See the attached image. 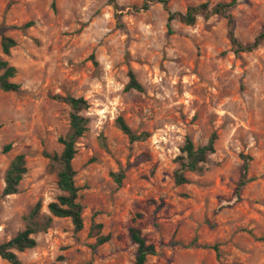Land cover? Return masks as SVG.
I'll use <instances>...</instances> for the list:
<instances>
[{"label":"rangeland","instance_id":"obj_1","mask_svg":"<svg viewBox=\"0 0 264 264\" xmlns=\"http://www.w3.org/2000/svg\"><path fill=\"white\" fill-rule=\"evenodd\" d=\"M115 1L117 9L110 0H0V37L16 41L8 56L0 45V58L20 83L0 89V192L16 154L27 166L17 191L0 195V242L25 227L36 201L47 214L62 194L43 152L60 153L58 137L69 131L70 107L54 96L73 95L89 103L72 160L83 227L52 217L36 245L17 253L19 264H134L130 226L155 247L145 264H264V43L234 53L220 14L168 24L167 8L229 0L152 1L139 11L132 5L144 0ZM230 12L239 42L264 33V0H237ZM129 70L142 91L124 89ZM118 116L148 136L129 142ZM213 132L208 168L176 185L185 138L198 146ZM242 156L252 179L237 192ZM120 168L118 185L110 173ZM92 221L111 235L95 249Z\"/></svg>","mask_w":264,"mask_h":264},{"label":"trees","instance_id":"obj_2","mask_svg":"<svg viewBox=\"0 0 264 264\" xmlns=\"http://www.w3.org/2000/svg\"><path fill=\"white\" fill-rule=\"evenodd\" d=\"M114 8H118L115 0H110ZM157 1L166 6V0H144L140 5H132V9L139 11L147 9L149 2ZM237 0H229L227 2H218L209 7L207 2L197 5H188L184 11H172L167 8L168 24L171 20L177 19L184 24H193L198 15L209 17L211 15H223L227 19L229 26L228 35L232 44L234 53L249 52L264 43V33H260L254 37L251 42L241 43L235 37L232 24L233 16L230 10L236 5ZM32 24V21L25 22L22 27L26 28ZM16 44L14 38L1 34L0 45L3 55L8 56L10 49ZM93 63H96L94 56L91 55ZM16 67L11 65L6 59L0 58V89L3 91H17L20 88V83L13 80L16 74ZM125 90L134 89L142 91L143 86L137 80L135 73L132 70L128 71V81L124 86ZM55 99L61 100L70 107L69 112V131L64 136H59L58 141L62 144L60 153H49L44 151L43 155L49 159V167L55 171L57 187L62 191L55 200L48 202L47 214L40 213V201H36L33 207L29 210L25 219L27 221L25 227L18 231L14 236L6 241L0 242V257L10 264H19L18 252L25 249L33 248L37 241L34 234L40 231H45L52 217H68L70 218L74 231H79L83 227L82 220V204L78 201L79 187L75 185L74 175L75 169L72 160L77 152L75 143L87 129V118L81 114V111L88 107V101L82 96L73 95H55ZM116 126L125 134L129 142L143 140L148 136L146 131L139 133L134 132L127 124L122 116H118L115 120ZM217 138L216 133H211L206 143L195 146L189 137H186L183 145L180 148V154L176 157L177 167L173 173V181L176 185H181L189 182L186 172H202L208 168V156L214 152V143ZM10 144H6L3 148L8 151ZM244 158L243 174L237 183V192L247 184L252 178L246 176L249 156ZM27 172V166L24 155L16 154L4 173V184L0 195L6 196L17 191L18 184L23 175ZM112 179L120 185L125 177V169L120 168L116 172H111ZM130 239L137 245L135 252L134 264H145L147 257L155 253V247L151 243H147L141 231L130 226L128 229ZM89 236L94 237L95 241L90 246L95 249L99 245L108 241L111 237L109 233H102V223L92 221L89 227ZM57 259H60L59 257ZM56 259V260H57ZM51 264H56V261ZM87 264V263H80Z\"/></svg>","mask_w":264,"mask_h":264}]
</instances>
